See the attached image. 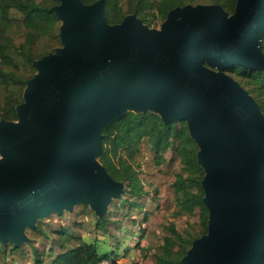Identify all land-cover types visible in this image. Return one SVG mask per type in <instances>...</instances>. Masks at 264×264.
<instances>
[{
    "label": "water",
    "instance_id": "water-1",
    "mask_svg": "<svg viewBox=\"0 0 264 264\" xmlns=\"http://www.w3.org/2000/svg\"><path fill=\"white\" fill-rule=\"evenodd\" d=\"M55 9L65 48L36 62L20 125L0 122V239L18 246L28 238L25 226L73 207L77 197L99 212L107 208L121 184L93 160L109 120L98 127L129 103L187 119L201 146L211 223L184 262L264 264V117L224 71L235 64L264 69V0H240L231 15L213 4L178 7L160 38L136 15L108 24L102 0H62Z\"/></svg>",
    "mask_w": 264,
    "mask_h": 264
},
{
    "label": "trees",
    "instance_id": "trees-1",
    "mask_svg": "<svg viewBox=\"0 0 264 264\" xmlns=\"http://www.w3.org/2000/svg\"><path fill=\"white\" fill-rule=\"evenodd\" d=\"M91 5L100 0H81ZM108 24L122 23L136 15L149 26L157 20L164 23L169 13L191 3L205 2L221 6L233 14L240 0H102ZM62 0H0V122L16 121L18 108L27 99L28 81L38 72L36 62L63 47L61 32L64 21L55 7ZM258 45L264 56V27L258 34ZM257 102L264 117V69L232 65L224 68ZM101 148L97 161L112 179L121 184V192L129 195L130 205L140 204L146 193L141 178L142 164L147 154H153L155 166L167 161L172 151L182 163L176 174L174 193L180 213L193 215L198 210L202 233L208 235L211 216L205 202L204 179L206 167L200 162L201 146L192 133L187 119H165L152 108L128 109L121 116L109 120L101 129ZM79 205L89 206L81 201ZM78 205V206H79ZM99 216V222L106 218ZM82 209L77 223L85 218ZM148 220V213H143ZM80 226V224L78 223ZM81 227V226H80ZM26 241L47 236L40 225L30 226ZM169 234L155 254V264H186L184 257L193 247L196 236L190 231L180 232L174 223L167 227ZM81 228L59 229L60 249L57 254L40 253L34 247V264H94L107 253L99 252L95 242L82 237ZM14 245L13 249L17 250Z\"/></svg>",
    "mask_w": 264,
    "mask_h": 264
},
{
    "label": "rangeland",
    "instance_id": "rangeland-1",
    "mask_svg": "<svg viewBox=\"0 0 264 264\" xmlns=\"http://www.w3.org/2000/svg\"><path fill=\"white\" fill-rule=\"evenodd\" d=\"M208 4L205 2L191 3ZM141 28L154 36L160 38L164 29L160 20L151 26L142 24ZM63 47L61 50H63ZM215 72L220 69L204 64ZM227 72V71H225ZM153 107V105H150ZM137 109L129 103L124 105V110ZM154 109V107L152 108ZM118 115L117 111H110L105 114L99 123L100 128L110 119ZM20 125V121H12ZM167 161L155 166L152 164L153 154H147L142 164L141 178L146 193L139 200L140 204L131 206L129 195L120 193L111 196L107 203L106 218L99 222L103 212L97 211L91 203L89 206H81L79 202L83 197H77L73 207H65L60 211L54 210L49 214L37 217L33 224L40 225L47 236L31 241L23 240L19 243L17 250L13 249L14 242L2 241L0 239V264H34V247L44 254L55 255L60 246L56 240L60 239L57 234L59 229H79L82 237L88 242H95L99 252L107 253V256H123L124 264H155V254L163 243V237L168 232V225L174 223L180 232L190 231L196 239L205 237L202 233L198 210L195 214L180 213V205L174 193L173 183L176 174L182 171V163L175 158L172 151H168ZM4 158L0 151V160ZM97 158H93L94 161ZM79 205V206H78ZM84 210L85 218L77 223V216ZM148 213V220L143 219V213ZM31 231L30 226H25L23 234ZM195 239V240H196Z\"/></svg>",
    "mask_w": 264,
    "mask_h": 264
},
{
    "label": "built area",
    "instance_id": "built-area-1",
    "mask_svg": "<svg viewBox=\"0 0 264 264\" xmlns=\"http://www.w3.org/2000/svg\"><path fill=\"white\" fill-rule=\"evenodd\" d=\"M94 264H124V257L123 256L103 257L102 259L95 262Z\"/></svg>",
    "mask_w": 264,
    "mask_h": 264
}]
</instances>
